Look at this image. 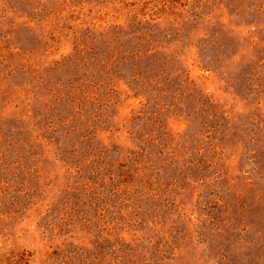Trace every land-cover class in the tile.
<instances>
[{
    "label": "rangeland",
    "instance_id": "obj_1",
    "mask_svg": "<svg viewBox=\"0 0 264 264\" xmlns=\"http://www.w3.org/2000/svg\"><path fill=\"white\" fill-rule=\"evenodd\" d=\"M0 264H264V0H0Z\"/></svg>",
    "mask_w": 264,
    "mask_h": 264
},
{
    "label": "trees",
    "instance_id": "obj_2",
    "mask_svg": "<svg viewBox=\"0 0 264 264\" xmlns=\"http://www.w3.org/2000/svg\"><path fill=\"white\" fill-rule=\"evenodd\" d=\"M172 25H173V24H172ZM173 27H174V29H176V24H174ZM146 35H147V36H151V37L154 36V35L151 34V33H147ZM106 41H107V42H106V44H107L106 49H104L102 52H132L131 50L126 49L123 40L118 39V38H116L115 36H108V38L106 39ZM126 44H127V43H126ZM149 52H150V51H149ZM107 56H108V55H107ZM122 56L125 57L126 54L124 53V54H122ZM122 56H121V57H122ZM108 57H110V59H113V58H114L113 55H110V56H108ZM121 57H120V58H121ZM120 58H119V59H120ZM133 59H137V55L134 56ZM160 59H162V58L156 59L155 61H157V62H161ZM155 61H154V63H156ZM110 64H113L116 68H121V66L118 65V63H116V60H111V63H110ZM159 67H160V69H162L164 72L167 71V70H165V68H167V63H166L165 61H164L163 63H161V65H159ZM123 71H125V70H123ZM133 78L138 79L139 76L134 75Z\"/></svg>",
    "mask_w": 264,
    "mask_h": 264
}]
</instances>
